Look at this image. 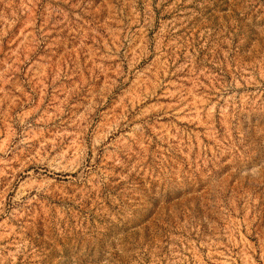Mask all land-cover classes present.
Returning <instances> with one entry per match:
<instances>
[{
    "label": "rangeland",
    "instance_id": "1",
    "mask_svg": "<svg viewBox=\"0 0 264 264\" xmlns=\"http://www.w3.org/2000/svg\"><path fill=\"white\" fill-rule=\"evenodd\" d=\"M0 264H264V0H0Z\"/></svg>",
    "mask_w": 264,
    "mask_h": 264
}]
</instances>
